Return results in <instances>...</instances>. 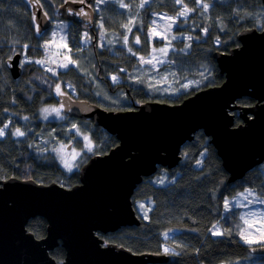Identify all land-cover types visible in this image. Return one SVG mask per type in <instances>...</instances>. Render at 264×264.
<instances>
[{"label": "trees", "instance_id": "16d2710c", "mask_svg": "<svg viewBox=\"0 0 264 264\" xmlns=\"http://www.w3.org/2000/svg\"><path fill=\"white\" fill-rule=\"evenodd\" d=\"M66 1L40 0L53 20L57 17L58 7ZM95 1L91 0L93 9ZM182 2L193 13L187 19L177 18L170 31V40L174 42L177 52L189 48L190 60L204 58L209 61L213 74L208 78H198L199 88H186L183 82L166 86L161 70L170 67L171 63H167L151 80L148 69L142 68L133 55L140 53L135 46L130 45L129 51L122 41L119 45L106 46V49L99 51L100 40L97 42V38L101 33L109 34L108 37L115 34L120 39L123 36L120 22L113 17L103 21L96 14L91 48L97 79L110 94L121 91L127 98L123 106L109 107L97 100L93 83L78 69L73 67L52 72L40 66L36 61L46 55L41 47L48 41L49 31L42 35L37 33L27 0H0V128L7 125L5 136L0 137V180H35L42 184L57 183L66 188L79 184V170H66L55 154L49 151L57 142L66 141L68 135L80 142L75 131H68L73 127L92 136V152L95 154L108 153L119 144L115 136L101 127H95L90 121L66 115L65 120L60 122L41 120V108L59 104L57 85L61 92L67 93L63 87L71 83L78 91L76 99L87 100L107 110H130L134 104L148 101L179 104L201 89L221 85L224 77L213 55L216 52H229L239 46L237 36L242 30L264 29V4L261 0ZM135 4V0H128V10L124 12L122 8V12L126 15L130 13L129 28L134 33L138 31L143 42L149 41L152 11L178 17L175 0H150L143 7ZM136 15L138 19L134 18ZM73 26L81 28L77 24ZM158 42L155 40L153 43L156 46L160 44ZM77 48L78 43L72 47ZM16 54L22 57V74L18 79L11 76L6 65L7 60ZM24 57L32 61L24 64ZM106 57L109 61H106ZM182 62L180 57H176L172 64L178 68ZM111 74L119 76L120 82L113 83ZM137 75H142L139 81L135 79ZM170 88L178 91L169 95L165 89ZM238 103L250 106L255 101L245 97ZM239 123L241 120L236 116V125ZM16 129L24 135H15ZM93 153L84 154L81 165ZM181 155L182 160L177 168H161L137 186L132 200L141 224L100 237L107 243L125 247L136 254L163 253L168 246L171 258L167 264H264V255L250 253L251 248L263 247L264 243L249 245L244 241L242 232L246 225L241 218L242 211L253 208H247L252 203L251 197H257L255 204L264 207V203L260 202L264 200V164L240 180L229 182V174L222 160L202 131L183 146ZM243 198L245 200L242 202ZM236 202L246 204L231 208ZM141 205L144 207L141 208ZM46 230L47 221L42 217H36L28 224V231L37 238L44 237ZM217 232L219 234H214ZM165 233L168 234L166 238ZM65 254L61 246L51 252L58 262L65 259Z\"/></svg>", "mask_w": 264, "mask_h": 264}, {"label": "water", "instance_id": "95a60500", "mask_svg": "<svg viewBox=\"0 0 264 264\" xmlns=\"http://www.w3.org/2000/svg\"><path fill=\"white\" fill-rule=\"evenodd\" d=\"M28 2L38 33L49 31L53 21L40 1ZM90 4L91 0H67L58 7L57 17L92 32L96 12ZM237 41L236 48L213 55L224 82L179 104L148 101L130 110H107L58 94L66 116L91 121L119 144L82 166L80 183L72 188L0 180V264H167L168 254H136L100 235L141 224L132 200L137 186L159 168H177L183 146L200 131L216 149L229 182L264 163V29H244ZM21 58L16 54L6 62L14 79L22 74ZM245 97L255 104H239ZM235 113L241 120L238 125ZM36 217L47 221L42 238L28 231ZM59 246L66 253L62 262L51 255ZM250 253L264 255V246Z\"/></svg>", "mask_w": 264, "mask_h": 264}, {"label": "rangeland", "instance_id": "374dc122", "mask_svg": "<svg viewBox=\"0 0 264 264\" xmlns=\"http://www.w3.org/2000/svg\"><path fill=\"white\" fill-rule=\"evenodd\" d=\"M28 1V0H27ZM40 1V0H39ZM136 4L140 7L148 5L150 0H135ZM41 3V2H40ZM42 4V3H41ZM121 4L124 7H121ZM128 0H96L94 4L95 12L98 16L101 17L103 21H105L109 17H113L116 22H120L122 27V36L123 39H120L115 34H112L110 37L109 34L101 33L100 37L97 38V42L100 40V50L101 48L106 49V46H114L119 45L122 41L127 49H131L130 45L135 46L140 53L135 54V57L140 61L141 67L144 69H148V74L150 75V79H153L154 74L165 64L171 63L170 67L165 70H161V74L164 76V81L166 82V86H174L178 82H183L186 88H199V80L198 78H208L213 74V69L209 61L206 59L195 60L192 61L189 59L188 53L189 48H185L184 50L177 52L175 50L174 42L170 40L172 36L170 35V31L173 26L176 24L177 18L187 19L193 11L189 9L187 16H181L180 12L184 10L182 3H176L178 17H174L168 15L165 12H154L151 13V29L148 31L149 33V41L143 42L138 35V31L135 33L131 31L129 28L130 24V13L128 15L124 14L122 8H124V12L128 10ZM201 5L199 2L198 6ZM43 6V5H42ZM57 16V15H56ZM51 18V17H50ZM106 18V19H105ZM129 18V19H128ZM135 19L139 17L134 16ZM74 23L60 19L56 17L53 20V26L48 32V41L42 47L45 51L46 55L43 59L37 60L41 63H38L44 69L52 72H57L60 70H66L69 68H76L82 74H84L94 85V93L97 97V100L100 101L101 104L109 106V107H120L123 106V103L126 102V96L123 92L119 91L116 94H110L101 81H98L96 76V71L94 67V58L93 51L91 48V44L93 43V35L91 32L85 30L82 26L81 28H76L73 26ZM139 39V43H136V39ZM159 41L156 46L154 45V41ZM78 43L77 49H72V47ZM103 46V47H102ZM163 49V51H161ZM133 53V52H131ZM143 57V60H141ZM176 57H180L181 65L178 68H174V59ZM32 60L29 58H23L22 63L31 62ZM36 61V62H37ZM70 61H74L75 63H71ZM106 61H109V58L106 57ZM67 64L68 67H61V65ZM105 64V63H104ZM199 69V71L197 70ZM194 73V75H193ZM192 74V75H191ZM142 75H137L135 79L138 81L141 79ZM113 83H119L120 77L116 74L110 75ZM113 77L116 79L114 80ZM165 86V87H166ZM64 90L71 95L74 99L78 96V91L71 83H66L64 85ZM82 89V88H81ZM169 95L174 94L176 89L170 88L165 89ZM58 93L56 94V96ZM47 107L41 108L39 112L40 119L43 121H63L65 120L64 114L62 112L61 106L59 104H49ZM48 108V112H44L43 109ZM56 109L57 111H53ZM84 121V120H83ZM87 121V120H86ZM91 122V121H90ZM92 123V122H91ZM93 124V123H92ZM94 125V124H93ZM77 131L76 134L82 142H78V145L75 146V137H69L66 141L57 142L53 148L50 147L49 151H52L60 164L65 167V163H68L72 166V170H77L76 163L80 159V156L85 151V145L83 144V139L81 137V132L77 128L73 127L68 129V131ZM5 133V129H4ZM6 134V133H5ZM3 136L0 137H4ZM85 137H88L86 140ZM86 146H91V152L94 147V143L92 141L91 135L84 136ZM91 139V140H90ZM70 146V149H69ZM54 149H59V151H55ZM71 170V171H72ZM69 171V170H68ZM160 183H163L162 181ZM250 191V189H249ZM252 203H249L247 208H253L242 211V223L246 225L245 230L243 229L242 237L244 241L246 239L251 240H261L264 239V207L257 206L255 203L258 202L257 197H251ZM239 200V199H238ZM245 199L243 198L242 202ZM246 203L244 202H236L233 204V207H242ZM219 227V224H217ZM216 226V227H217ZM164 237V235H163ZM166 238V237H165ZM249 245H254L258 243H248ZM165 248L169 249V253L171 252L170 248L166 246ZM164 248V249H165Z\"/></svg>", "mask_w": 264, "mask_h": 264}, {"label": "snow or ice", "instance_id": "6c2138e0", "mask_svg": "<svg viewBox=\"0 0 264 264\" xmlns=\"http://www.w3.org/2000/svg\"><path fill=\"white\" fill-rule=\"evenodd\" d=\"M38 2H39V0H37V3H38ZM81 2H83V0H81ZM175 2H176V3H182V0H175ZM121 7H124V5L121 4ZM140 7H143V5L141 4ZM202 7L206 8L207 5H202ZM183 8H184V10L180 12V15H181V16H187V14H188V12H189V9L187 8L186 5H184ZM78 14H82V10H81V13H78ZM189 39H191V37H189ZM136 43H139V39H138V38L136 39ZM129 51H131V49H129ZM161 51H163V49H161ZM133 55H135V53H133ZM141 60H143V57H141ZM70 62H71V63H75L74 61H70ZM37 63H41V62H40V61H37ZM61 67H65V68H67L68 65H67V64H63V65H61ZM54 74H55V73H54ZM113 79L115 80L116 78L113 77ZM56 88H57V93H58V94H60V95H64V93L61 92L59 85H57ZM43 111H44V112H48L49 109H48V108H45V109H43ZM53 111H57V110H56V109H53ZM5 128H7V125H5L4 128H0V136H3V135L5 134V133H4V129H5ZM14 134L17 135V136H23V135H24V133L21 132L19 129H16V132H15ZM85 139L87 140L88 137H85ZM54 150H55V151H59V149H54ZM88 150L91 151V146H90V145L88 146ZM65 167H66L69 171L72 170V166H71L70 164H68V163H65ZM247 195H252V193H248ZM260 202H261V203H264V200H261ZM140 207L143 208L144 205H141ZM145 216H146V213H145ZM214 234H219V233L217 232V233H214ZM164 235H165V237H167L168 234L165 233ZM245 242H246V243H250V244H251V243H264V239H261V240H258V241H257V240L246 239ZM161 254H169V249L165 248L164 251H163V253H161Z\"/></svg>", "mask_w": 264, "mask_h": 264}, {"label": "bare ground", "instance_id": "6f19581e", "mask_svg": "<svg viewBox=\"0 0 264 264\" xmlns=\"http://www.w3.org/2000/svg\"><path fill=\"white\" fill-rule=\"evenodd\" d=\"M49 16V15H48ZM52 21H53V19L52 18H50ZM36 29H37V27H36ZM37 31V33H38V30H36ZM39 34V33H38ZM39 35H42V34H39ZM42 48V47H41ZM68 117V116H67ZM96 127V126H95ZM79 130V129H78ZM76 133H77V131H76ZM81 137H82V139H83V144L85 145V151L82 153V155L80 156V159L77 161V163H76V165H77V167L79 166V165H81V160L83 159V155L84 154H91V152H88L89 150H88V146H86V144H85V139H84V136H86V135H90V134H86V133H82L81 132ZM78 134H76V136H77ZM69 137H74V136H70V135H68V139H69ZM81 140V139H80ZM91 140V139H90ZM75 146H77L78 145V142L76 141V138H75ZM82 142V140L80 141V143ZM92 151H93V149H92ZM93 153V152H92ZM106 154V153H105ZM105 154H95V153H93V155L91 156V157H89V159H87V161L86 162H84L81 166H79V168H78V170H80L81 169V167L82 166H84L91 158H93L94 156H96V155H105ZM79 183H80V180H79ZM76 186V185H75ZM74 187V186H73ZM64 188H66V187H64ZM72 188V187H71Z\"/></svg>", "mask_w": 264, "mask_h": 264}, {"label": "flooded vegetation", "instance_id": "af4514ba", "mask_svg": "<svg viewBox=\"0 0 264 264\" xmlns=\"http://www.w3.org/2000/svg\"><path fill=\"white\" fill-rule=\"evenodd\" d=\"M135 106V105H134ZM236 115L238 116V113H236ZM93 141V140H92Z\"/></svg>", "mask_w": 264, "mask_h": 264}]
</instances>
